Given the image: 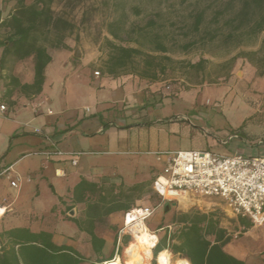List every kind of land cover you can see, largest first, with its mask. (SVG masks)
Returning a JSON list of instances; mask_svg holds the SVG:
<instances>
[{
    "label": "crops",
    "instance_id": "1",
    "mask_svg": "<svg viewBox=\"0 0 264 264\" xmlns=\"http://www.w3.org/2000/svg\"><path fill=\"white\" fill-rule=\"evenodd\" d=\"M1 54L0 49V59ZM60 54L62 60L51 54L53 60L46 69L43 90L37 96L27 97L18 90L9 97L7 95L10 76L18 78L22 84L33 83L32 59L16 63L13 69L9 68L7 71L9 75L6 70L0 69V181L5 180L11 192L10 198L0 200V232L15 228H27L34 233L48 232L53 235L54 244L77 252L84 259L82 264H102L120 256L127 248L130 241L128 238L121 244L118 243V233L126 213L141 206H149L156 211L148 220L147 227L158 234L159 240L161 234H164L163 236L169 237L168 243H177L176 239L170 240V237L190 226L191 219L200 214L206 217L200 227L211 246L221 245L228 239L223 246L225 254L244 264H264V226H255L248 217L233 215L216 199L192 198L186 203L176 202L174 206V203H164L154 191V180L162 175L168 162L166 153L209 151L207 148L169 149L163 153L150 144L148 138L154 126L188 122V118L167 119L158 112L152 117L146 111L137 115L138 111L149 105L155 106L157 110L159 102L169 97L165 92L161 93L162 96L155 94V90H159L156 88H161L164 82H149L134 75L111 77L105 70L96 77L94 62L82 56L72 59L71 63L67 52ZM24 64H29L26 71ZM86 69L92 71L95 80H102L98 89L109 92L110 96L94 98L90 92L86 94L84 102L90 100L97 109L104 105L122 106L125 119L135 118L133 124L121 126L115 120H108L106 126L100 125L103 117H88L87 113L83 118H66L64 112L55 115L45 105L42 95L54 74H62L68 79V75H80ZM260 79L263 78L259 77ZM189 94L192 93L175 96ZM3 98L6 111L1 110ZM253 117L250 113L245 118L246 121L252 118V124L244 128V133L247 140L253 139L256 143L264 140V126ZM89 118L99 124L97 129L88 128L75 132L69 129L71 124L82 128ZM142 118L143 122L137 123ZM113 127H116L114 131L109 130ZM257 128L262 130L259 134L255 133ZM35 129H40L42 134L35 133ZM179 135L191 136L183 134V130ZM15 138L20 141L17 145L22 149L9 163H3L13 153ZM244 141L229 143L232 144L231 155L217 154H264V142L260 146H249ZM2 143L4 151L1 149ZM34 149H38L40 153H33ZM55 151L63 155H55ZM47 153L53 155L47 156ZM73 160L77 161V165L72 164ZM157 164L162 168H157ZM53 178L56 179V184H53ZM12 182L16 183V187L11 186ZM41 185L47 188L50 206L25 205L27 201H42L39 192ZM23 194H28V199ZM184 215L187 216L186 221L182 219ZM208 223L215 227L211 234H206ZM220 231L223 232V240L217 242V236H221ZM92 234L96 237L95 245ZM167 251L181 258L179 254ZM169 252L166 253L170 255ZM180 260L182 259H177ZM186 261L191 264L190 260Z\"/></svg>",
    "mask_w": 264,
    "mask_h": 264
},
{
    "label": "trees",
    "instance_id": "2",
    "mask_svg": "<svg viewBox=\"0 0 264 264\" xmlns=\"http://www.w3.org/2000/svg\"><path fill=\"white\" fill-rule=\"evenodd\" d=\"M7 1L14 5L7 17L2 18L0 14V69L9 71L10 66L30 59L34 64L33 83L22 84L18 78L10 76L7 95L9 97L18 90L27 97L37 96L43 90L45 72L53 60L50 49H66V39L76 30L70 13L83 7L85 23L90 8H86L84 0ZM111 1L115 2V8L121 14L106 26L111 37L104 40L108 51L106 74L111 77L134 75L149 82H159L166 75L168 64L175 62L167 55L170 52L167 45L170 34L164 31L163 14L158 12L145 25L135 26L129 23L124 0ZM154 1L161 6L170 4L169 10L175 12V18L180 20L174 22L173 26L177 27L179 36L186 40L179 45L182 52L201 50L211 55L210 51L214 48L226 53L234 51L236 55L225 61L222 68L231 70L239 59H243L256 69L259 77L264 78V0H213L203 8L201 0L193 3L190 0ZM57 4L64 6L63 12L55 11ZM175 6L185 13L174 10ZM187 7H191L190 10ZM130 11L138 18L143 15L139 6L131 7ZM174 44L175 41L171 43ZM208 63L201 59L196 64L185 63V66L190 70L204 71ZM233 134L242 140L254 142L253 139L247 140L244 127ZM261 141L264 142L263 139ZM182 219L186 221L187 216L184 215ZM205 220L206 217L200 214L191 219L190 226L170 237V240L176 239L177 243H168L169 237L164 236L152 252V257L154 254L158 262L160 255L170 250L174 255L179 254V259L190 260L191 264H244L223 252L228 239L221 245L211 246L200 227ZM214 230V225L208 223L206 234ZM220 233L217 242L223 240V232ZM91 236L95 245L96 237ZM0 246V264H82L84 261L74 250L54 244L51 233H34L27 228L0 232Z\"/></svg>",
    "mask_w": 264,
    "mask_h": 264
},
{
    "label": "rangeland",
    "instance_id": "3",
    "mask_svg": "<svg viewBox=\"0 0 264 264\" xmlns=\"http://www.w3.org/2000/svg\"><path fill=\"white\" fill-rule=\"evenodd\" d=\"M84 1L86 8H90L88 21L83 23V7L70 13V19L76 25L74 34L66 39V49H50V53L58 60H62L63 58L60 53L67 52L70 57L68 60L71 63L73 62L72 59L82 58L84 56L88 61L95 63L94 71L102 74L108 60V51L104 40L106 38L111 39L107 33L106 26L113 19L118 18L121 11L116 10L115 2L111 0ZM190 1V3H193L196 0ZM201 1V7L203 8L213 0ZM123 4L128 9L127 15L129 23L135 26L145 25L149 20L154 19V16L158 12L163 14L164 31L170 34L169 41L167 42L170 52L167 55L175 61L173 64H168L166 75L161 77L159 81L164 83L161 88H156L159 90H155V94L162 96L163 94L161 93L165 92L169 94V97L159 102L157 110L155 106L152 107L149 105L138 111L137 115L139 116L142 111H146L151 117L158 112L167 119H175L178 117L188 118V122L154 126L148 138L154 149H159L164 153L169 149L188 150L207 148V150L213 153L231 155L232 144L228 143L224 145L222 142L227 140L237 129L241 127L246 128L247 126L250 127L249 124H252V118H249L247 120L248 122L246 121L250 113L254 116L255 121L258 123L262 122L261 124L264 126V78L259 80L256 69L243 59H239L231 70L222 68V64L236 55L237 52L232 51L231 53H226L219 48H214L210 51L212 53L211 55L209 52H203L201 50L184 53L180 50L179 45L186 40L179 36L177 27L174 28L173 26L174 22H180V20L175 18V12L169 10L168 6L170 4L161 6L154 0H124ZM13 5L14 3L7 0H0V14L2 18L10 14ZM133 6L142 8L143 15L141 17H136L130 11ZM190 8L187 7L188 10ZM174 10L181 12V8L177 6H175ZM55 11L57 13L63 12L64 6L57 4ZM181 13H185V11ZM1 36L3 37L2 33ZM173 41L176 42V45H171ZM122 44L129 45L125 42H122ZM77 51L79 52L78 57L75 56ZM145 51L148 52L150 50L146 49ZM201 59L209 62L205 65L204 71L190 70L185 66V63L196 64ZM14 66L12 65L9 68L13 69ZM23 67L26 71L29 69V64H24ZM6 74L9 75V72L6 71ZM68 77L66 79V76L62 74H54L50 79L47 90L42 95V100L45 102V105L55 115H59L62 112H64L66 118L77 116L83 118L86 113L88 117L97 115V117L101 116L104 118L103 123L99 122V124L105 126L108 120H115L121 126L130 125L135 122V118H124L125 113L122 111V106L104 105L97 109L90 100L84 102V99H87L86 94L90 92H92L94 98L96 96L99 98L104 95L110 96L109 92H103V90L98 89L102 80H95L91 70L86 69L80 75L70 74ZM181 93L192 94L175 96ZM2 104L5 105L4 98ZM94 119L89 118V120L85 121V125L82 126L83 129L81 126L75 127L73 124L70 125L69 129L74 130V132L88 130V128L93 130L97 129L99 124L92 122ZM143 120V118L139 119L137 123H141ZM115 128H109V130L114 131ZM181 130H183V134L191 136H180ZM205 131L207 132L205 133ZM261 131L260 128H257L255 133L259 134ZM236 141L233 143H236ZM19 142L18 138H15L13 153L7 159H4L3 163L5 161L9 163L16 153L22 149L17 145ZM1 149L4 151V143H2ZM34 152L39 151L38 149H34ZM156 167L162 168L159 164ZM53 184H56V179L54 178ZM30 187H33V185ZM39 192L41 193L42 203L40 201H27L24 204L29 206L33 204L50 206L48 203L47 188L41 185ZM10 194L9 185L5 183V180H1L0 200L10 198ZM22 196L28 199L29 195L23 194ZM1 219L2 216H0ZM163 235L161 234L160 239L164 237ZM152 252L150 258L149 251V255L145 258L144 264H149V262L150 264H158L154 254L152 257ZM170 255V264H177L179 257ZM121 260L127 264H133L132 261L125 257V253H121Z\"/></svg>",
    "mask_w": 264,
    "mask_h": 264
},
{
    "label": "built area",
    "instance_id": "4",
    "mask_svg": "<svg viewBox=\"0 0 264 264\" xmlns=\"http://www.w3.org/2000/svg\"><path fill=\"white\" fill-rule=\"evenodd\" d=\"M95 76L99 77L100 72H96ZM1 110L6 111V106L2 105ZM34 131L42 134L40 129ZM235 140L242 139L237 134H232L222 144L226 145ZM244 142L249 146L263 144L262 141ZM54 154L63 155L59 151ZM166 155L167 165L153 185L154 191L164 203H176L184 199L189 201L192 198L216 199L233 215L248 217L255 226H264V154L225 156L210 151H177ZM72 164L77 165V161L73 160ZM11 186L16 187V183L12 182ZM155 211L153 207L141 206L126 213L118 233V243L121 244L128 238V247L136 240V235L144 230L154 242V251L159 244V236L149 230L147 222ZM124 252L125 249L122 253ZM119 253L118 249L117 254ZM116 259H121V255L103 264ZM122 264H126L125 261Z\"/></svg>",
    "mask_w": 264,
    "mask_h": 264
},
{
    "label": "bare ground",
    "instance_id": "5",
    "mask_svg": "<svg viewBox=\"0 0 264 264\" xmlns=\"http://www.w3.org/2000/svg\"><path fill=\"white\" fill-rule=\"evenodd\" d=\"M181 201L183 203H186L188 199H184ZM131 245H135V246H131ZM153 247H154V242L151 241L150 235L147 233V231L142 230L136 235V240L131 242V244L125 249L124 252L125 257L130 261H132L133 264H144V260L149 255V251L151 257V252ZM106 264H122V261L120 259L118 261H112ZM158 264H170L169 255L167 253L161 254L158 259ZM177 264H188V262L182 259L178 261Z\"/></svg>",
    "mask_w": 264,
    "mask_h": 264
},
{
    "label": "water",
    "instance_id": "6",
    "mask_svg": "<svg viewBox=\"0 0 264 264\" xmlns=\"http://www.w3.org/2000/svg\"><path fill=\"white\" fill-rule=\"evenodd\" d=\"M75 56H76V57L79 56V52H78V51L75 53ZM173 205L176 206V203H174Z\"/></svg>",
    "mask_w": 264,
    "mask_h": 264
}]
</instances>
